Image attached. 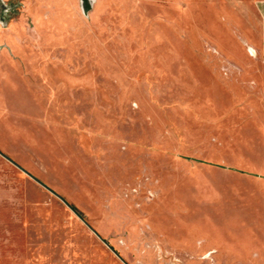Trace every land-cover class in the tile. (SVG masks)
Instances as JSON below:
<instances>
[{"label": "rangeland", "instance_id": "374dc122", "mask_svg": "<svg viewBox=\"0 0 264 264\" xmlns=\"http://www.w3.org/2000/svg\"><path fill=\"white\" fill-rule=\"evenodd\" d=\"M258 2L0 0V264H264Z\"/></svg>", "mask_w": 264, "mask_h": 264}, {"label": "crops", "instance_id": "0c3cea01", "mask_svg": "<svg viewBox=\"0 0 264 264\" xmlns=\"http://www.w3.org/2000/svg\"><path fill=\"white\" fill-rule=\"evenodd\" d=\"M257 9L261 19L259 48L264 58V0H259ZM241 166L249 173L253 180L250 184L253 183L255 188L254 196L249 198L250 211L241 227L226 225L228 231L222 227L209 232L206 237L210 242L232 241V247L238 251L261 250L264 245V143L252 146L249 142L246 158H242Z\"/></svg>", "mask_w": 264, "mask_h": 264}, {"label": "water", "instance_id": "95a60500", "mask_svg": "<svg viewBox=\"0 0 264 264\" xmlns=\"http://www.w3.org/2000/svg\"><path fill=\"white\" fill-rule=\"evenodd\" d=\"M2 155H3V153L2 152H0ZM45 185V184H44ZM46 187H47V185H45Z\"/></svg>", "mask_w": 264, "mask_h": 264}, {"label": "trees", "instance_id": "16d2710c", "mask_svg": "<svg viewBox=\"0 0 264 264\" xmlns=\"http://www.w3.org/2000/svg\"><path fill=\"white\" fill-rule=\"evenodd\" d=\"M73 207H74V205H73Z\"/></svg>", "mask_w": 264, "mask_h": 264}]
</instances>
